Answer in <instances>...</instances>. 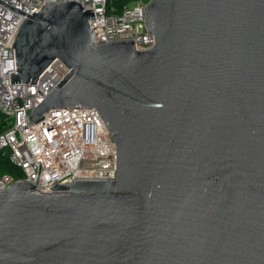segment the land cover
I'll return each instance as SVG.
<instances>
[{
	"label": "water",
	"instance_id": "1",
	"mask_svg": "<svg viewBox=\"0 0 264 264\" xmlns=\"http://www.w3.org/2000/svg\"><path fill=\"white\" fill-rule=\"evenodd\" d=\"M0 3L29 16L11 84L70 69L29 120L95 108L117 145L115 179L0 187V264H264V0H149V50Z\"/></svg>",
	"mask_w": 264,
	"mask_h": 264
},
{
	"label": "built area",
	"instance_id": "2",
	"mask_svg": "<svg viewBox=\"0 0 264 264\" xmlns=\"http://www.w3.org/2000/svg\"><path fill=\"white\" fill-rule=\"evenodd\" d=\"M1 1L30 16L40 12L47 2ZM56 1H78L84 9L94 12L95 19L90 18L89 24L96 43L134 40L137 50H149L156 44L155 35L145 24L149 0H137L121 9L116 6L118 0ZM26 18L29 16L0 3V113L13 121L12 127L0 135L2 156H8L22 169L23 179L37 185L36 189L43 193H52L53 186L71 183L74 179H115L117 145L97 109L63 108L45 113L38 122L29 120L33 108L70 69L56 59L36 84H11V74L17 72L13 43ZM23 179L0 175V187H10Z\"/></svg>",
	"mask_w": 264,
	"mask_h": 264
},
{
	"label": "trees",
	"instance_id": "3",
	"mask_svg": "<svg viewBox=\"0 0 264 264\" xmlns=\"http://www.w3.org/2000/svg\"><path fill=\"white\" fill-rule=\"evenodd\" d=\"M137 0H118L116 6L121 9L125 5ZM13 125L12 119L0 113V135L9 130ZM0 175H10L15 179H23L24 174L21 168L16 166L8 156H2L0 151Z\"/></svg>",
	"mask_w": 264,
	"mask_h": 264
},
{
	"label": "rangeland",
	"instance_id": "4",
	"mask_svg": "<svg viewBox=\"0 0 264 264\" xmlns=\"http://www.w3.org/2000/svg\"><path fill=\"white\" fill-rule=\"evenodd\" d=\"M7 153L9 154L10 152L8 151Z\"/></svg>",
	"mask_w": 264,
	"mask_h": 264
}]
</instances>
